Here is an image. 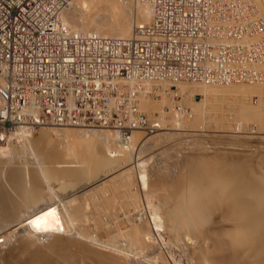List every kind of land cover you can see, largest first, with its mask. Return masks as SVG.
Here are the masks:
<instances>
[{
    "label": "bare ground",
    "instance_id": "obj_1",
    "mask_svg": "<svg viewBox=\"0 0 264 264\" xmlns=\"http://www.w3.org/2000/svg\"><path fill=\"white\" fill-rule=\"evenodd\" d=\"M253 1L264 18V0ZM152 16L148 0H71L61 12L72 31L118 38ZM176 88L187 110L171 103L167 113L164 92L139 91V108L157 113L148 116L161 131L138 143L133 133L140 131L123 146L113 130L95 127L52 125L6 136L19 143L0 147V264H264L263 151L255 158L213 149L151 174L138 161L142 148L164 142L174 129L230 137L254 120L263 130L264 84L177 82ZM25 152L36 162L14 159ZM140 189L157 202L151 195L140 202ZM163 231L159 244L154 234Z\"/></svg>",
    "mask_w": 264,
    "mask_h": 264
},
{
    "label": "built area",
    "instance_id": "obj_2",
    "mask_svg": "<svg viewBox=\"0 0 264 264\" xmlns=\"http://www.w3.org/2000/svg\"><path fill=\"white\" fill-rule=\"evenodd\" d=\"M148 1L151 22L118 38L72 31L61 20L71 0H0V142L55 125L108 128L126 146L134 131L160 130L141 92H164L169 111L181 109L177 82L264 84L253 1Z\"/></svg>",
    "mask_w": 264,
    "mask_h": 264
},
{
    "label": "rangeland",
    "instance_id": "obj_3",
    "mask_svg": "<svg viewBox=\"0 0 264 264\" xmlns=\"http://www.w3.org/2000/svg\"><path fill=\"white\" fill-rule=\"evenodd\" d=\"M251 1H253V0H251ZM254 2V1H253ZM255 3V2H254ZM256 4V3H255ZM179 97V96H178ZM196 98H198L199 97V95H196L195 96ZM179 99L180 98H178V99H176L175 101H178L180 104H181V106H183V104L181 103V101H179ZM256 97L254 96V97H252V101H253V103L254 102H256ZM168 103V102H167ZM165 105V104H164ZM163 105V106H164ZM162 106V107H163ZM184 110H187V106H183L182 107ZM164 109V108H163ZM154 112L155 111H153V114H154ZM165 112H167L168 113V111H165ZM152 113H151V115H153ZM148 115H150V114H148ZM150 115V116H151ZM152 118V117H151ZM250 121V120H249ZM243 121L242 122V124L244 125L243 126V129L242 130H239L240 132H238V133H236V132H232V136H222V133L221 132H211V131H206L205 133H202V134H200V132L199 131H194L193 129H195V128H191L192 130H181V129H178V130H176V129H174V132H175V134L174 135H172V136H170L169 138H167V140H165L164 142H160L159 143V141H154V143L152 142V143H149L147 146H146V148L147 149H144V148H142L143 150V152L141 153L140 152V154L138 155V161L139 162H143L142 164H144V166L142 167L144 170H146V173H148V174H151V171H152V173H153V171L154 170H156V167L158 168H160V166H161V168L162 169H165V168H163V167H174V160H180V162L185 158V157H187V156H190V155H196V154H201L202 152H205V153H207V154H211L212 152H213V149H214V151H215V149L216 150H219V149H223V150H230L231 149V151L232 150H234L235 149V151L237 152V151H240V152H246V153H249V152H251V154H255L256 155V157H257V155H259L260 153H263L264 152V127L262 128L263 130H259V129H261V128H258V126L255 124L256 123V121ZM245 123V124H244ZM247 124V125H246ZM261 126L260 127H262V124H260ZM167 126V125H166ZM51 127H55V126H52V125H49V126H44V128L43 127H40V128H36L35 130H33L34 132L33 133H37L40 129H48V128H51ZM66 127H70V128H77V127H72V126H66ZM104 129V128H103ZM256 130V131H255ZM159 131H161V130H159ZM189 131V132H188ZM193 131V132H192ZM241 131H243V132H241ZM245 131V132H244ZM262 131V132H261ZM177 132V133H176ZM199 132V133H198ZM251 132V133H250ZM253 132V133H252ZM138 133H140V132H135V134H137L138 135ZM209 133V134H208ZM233 133H235V134H233ZM242 133V134H241ZM142 134V135H141ZM140 135H138V136H134V133H133V137H134V139L136 140V142L138 143V141H140V140H144L145 138H147V136H143V133H141ZM205 134V135H204ZM215 134V135H214ZM239 136H238V135ZM246 134L248 135V136H246ZM214 135V136H213ZM217 135V136H216ZM244 135V136H243ZM254 135H256V137L254 136ZM51 136H53V134L51 133ZM150 136V135H149ZM247 138H246V137ZM258 136V137H257ZM261 136V137H260ZM13 137V138H12ZM11 137V139L10 140H6V141H4V142H1L0 143V147L2 146V147H4V146H6L7 145V143L9 142V143H11L12 145H16V144H18L19 142L17 141V139L15 138L16 136H12ZM143 137V138H142ZM218 137V138H217ZM231 137H234L233 139H231ZM248 137H251V138H248ZM252 137H254V138H252ZM141 138V139H140ZM223 138V139H222ZM225 138V139H224ZM228 138V139H227ZM259 138V139H258ZM138 140V141H137ZM229 140H231V141H229ZM232 140H233V142H232ZM8 141V142H7ZM242 141V142H241ZM18 142V143H17ZM115 142H116V140H115ZM227 142H229V143H227ZM235 142V143H234ZM260 142V143H259ZM3 143V144H2ZM226 143V144H225ZM231 143H233V144H231ZM246 145H244V144ZM151 144H153V147L151 146ZM237 144V145H236ZM239 144V145H238ZM262 144V145H261ZM242 147H241V146ZM261 145V146H260ZM135 146H137V145H135ZM209 146V147H208ZM215 146V147H214ZM151 147V148H150ZM205 147V148H204ZM214 147V148H213ZM228 147V148H227ZM251 147V148H250ZM249 148V149H248ZM247 149V150H246ZM256 149V150H255ZM145 150V151H144ZM209 150V151H208ZM251 150V151H250ZM258 150V151H257ZM259 150H261V151H259ZM248 151V152H247ZM263 151V152H262ZM161 153V154H160ZM258 153V154H257ZM253 154V155H254ZM12 155V154H11ZM15 155L16 154H14V156H13V158L15 157ZM255 155L253 156V157H255ZM18 156V157H17ZM147 157V158H146ZM150 157V158H149ZM255 157V158H256ZM20 158V159H19ZM178 158V159H177ZM14 159H16V161H19L20 163L22 162V161H25V163H29L30 161H32L33 160V162H36V160L35 159H30V156H29V154H27L26 152L24 153V156L23 157H21L20 155H16V157L14 158ZM21 160V161H20ZM148 161V162H147ZM32 162V163H33ZM148 163V164H147ZM34 164H36V163H34ZM33 164V165H34ZM149 165V166H148ZM177 165V164H176ZM175 165V166H176ZM153 168V169H152ZM175 169V168H174ZM5 175V173H2L1 175L3 176H1L0 175V177H2V179H0V180H2V181H4L5 180V178H4V175ZM151 176V175H150ZM138 179V176L136 177V180ZM140 182V181H139ZM138 181H137V183H139ZM55 186V185H54ZM139 192V198H141L142 197V199H140V202H143V201H145L146 199H144L143 197H145L144 195V193H143V190H138ZM147 196H148V198L150 199V197L152 198L153 197V199H151L150 201H153V200H155V201H153L154 203L155 202H157V199H158V197H157V195L156 194H146ZM151 195V196H150ZM77 196H79V197H81V193L79 192V193H77ZM147 196L145 197V198H147ZM150 196V197H149ZM155 198V199H154ZM143 204H145V202H143ZM142 205V204H141ZM119 206H116V208H118ZM117 211V209L116 210H114L113 212H115V214L117 213H120V210H118V212H116ZM113 212H111V213H113ZM121 213L123 214V212L121 211ZM215 214H218L219 215V213H215ZM162 234H160L159 236L158 235H156V233L154 234V236H155V241H156V238H157V241L159 242V244H160V237H162V238H164V239H166V237H165V231H163V232H161ZM164 234V235H163ZM157 236V237H156ZM3 237H1L0 236V244H3V242H1V239H2ZM156 241V242H157ZM160 246H163V245H160ZM162 250H166V249H164V248H162ZM175 252L176 253H180V254H182V252H177L176 250H175ZM151 255H153V254H151ZM151 255H149V256H151ZM165 257H166V259H169L168 257H169V254L167 255V253H165ZM146 258H148V257H145V259ZM170 261V260H169ZM171 262V261H170ZM156 263H158V262H156ZM149 264H151L150 262H149Z\"/></svg>",
    "mask_w": 264,
    "mask_h": 264
}]
</instances>
